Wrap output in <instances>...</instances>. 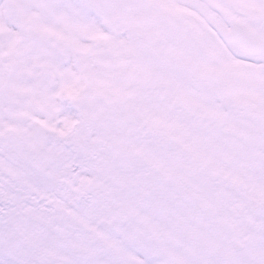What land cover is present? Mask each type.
I'll return each mask as SVG.
<instances>
[{"label":"snow or ice","instance_id":"6c2138e0","mask_svg":"<svg viewBox=\"0 0 264 264\" xmlns=\"http://www.w3.org/2000/svg\"><path fill=\"white\" fill-rule=\"evenodd\" d=\"M0 264H264V0H0Z\"/></svg>","mask_w":264,"mask_h":264}]
</instances>
